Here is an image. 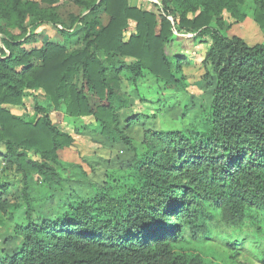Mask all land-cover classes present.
<instances>
[{"label": "trees", "instance_id": "1", "mask_svg": "<svg viewBox=\"0 0 264 264\" xmlns=\"http://www.w3.org/2000/svg\"><path fill=\"white\" fill-rule=\"evenodd\" d=\"M68 1L83 9L69 29L36 0H0V160L11 177L0 181V226L17 211L25 214L14 230L19 249L1 255L0 264H224L204 242L238 255L245 240L264 264V39L249 47L228 37L220 18L225 12L240 23L250 15L264 33V1L249 7L246 0H159L156 13L127 0ZM42 25L68 38L79 32L83 47L36 48L33 35ZM179 34L190 37L192 51L168 55ZM193 51L215 77L209 106L181 131L145 133L146 152L137 156L120 126L130 99L124 83L134 90L148 72L166 87L183 88L181 65ZM40 90L54 110L91 118L99 136L136 157L117 181L64 203L61 218L37 215L36 223L38 201L54 198L45 186L60 182L59 152L73 143L37 103L25 119L9 111Z\"/></svg>", "mask_w": 264, "mask_h": 264}, {"label": "rangeland", "instance_id": "2", "mask_svg": "<svg viewBox=\"0 0 264 264\" xmlns=\"http://www.w3.org/2000/svg\"><path fill=\"white\" fill-rule=\"evenodd\" d=\"M127 1L130 6L145 11L156 13L158 10L159 0ZM255 1L260 0H246V3L250 7ZM36 2L41 8L55 13L58 16L59 24L68 29L71 25V18L80 16L83 13V9L68 0H58L55 4L42 3L39 0H36ZM100 18L105 25L107 17L100 13ZM220 18L226 36H236L249 47L263 42L264 33L250 15L240 23H236L225 12ZM73 28L77 27L74 26ZM132 28L131 25L129 29L132 30ZM130 35V32L125 33L124 39L127 40ZM33 37L36 48H40L46 43L63 46L69 52L80 50L83 47L79 32L75 31L68 38L48 25L39 27L34 32ZM176 38L166 48L168 55L179 53L182 50L188 53L192 49L193 46L188 35L179 34ZM200 55V51L198 53L194 52L189 57V63L181 65L185 83L183 88L166 87L148 72H143L142 76L136 81L134 90H131L128 82L124 83L130 99L127 109L119 112L120 126L128 129L126 134L132 139L137 156H141L146 152L144 145L145 133L181 131L184 129L187 119L199 114L209 106L215 86V77L210 67L200 65ZM36 103L48 111L49 119L55 127L69 133L73 139L70 147L59 152V161L65 164L62 168L56 167L60 175V182L58 185L51 183V185L45 186V194L48 193L54 198L43 202L38 201L39 213L36 212L31 215V220L39 223L40 217L37 215L54 221L62 217L64 212L62 205L68 200L74 201L76 196H90L93 187L100 189L117 181L118 177L130 167L136 156L123 144H113L99 136L95 129V122L91 118L72 119L66 116L62 110H54L41 90L27 92L22 101V106L8 107V109L12 114L25 119L27 116L34 115ZM133 116L138 118L137 121L125 127L126 119ZM30 156L33 159H38L34 154H30ZM8 178L11 177L7 175V171L4 170L3 163L0 160V181H7ZM19 189V185L12 187L7 198L9 200L13 199ZM24 223V210H20L12 214V221L0 226V257L1 255L9 256L19 249L21 240L15 235L14 230ZM204 243V247L209 248L217 258L224 259V264H261L260 258L250 251L249 247L251 246L246 240L244 243L247 246L244 245L242 249L237 247L239 249L238 255L218 241H206Z\"/></svg>", "mask_w": 264, "mask_h": 264}]
</instances>
